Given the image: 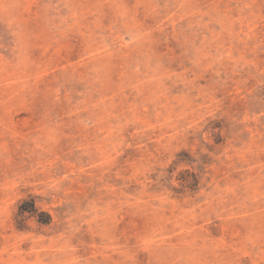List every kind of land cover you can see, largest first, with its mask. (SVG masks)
<instances>
[{
	"label": "rangeland",
	"instance_id": "1",
	"mask_svg": "<svg viewBox=\"0 0 264 264\" xmlns=\"http://www.w3.org/2000/svg\"><path fill=\"white\" fill-rule=\"evenodd\" d=\"M0 264H264V0H0Z\"/></svg>",
	"mask_w": 264,
	"mask_h": 264
},
{
	"label": "trees",
	"instance_id": "2",
	"mask_svg": "<svg viewBox=\"0 0 264 264\" xmlns=\"http://www.w3.org/2000/svg\"><path fill=\"white\" fill-rule=\"evenodd\" d=\"M25 211L30 212L31 214L37 216L38 221L42 223H47L50 220V215L44 211H38L35 207L34 201L30 199L28 202H23L19 207V212L23 213Z\"/></svg>",
	"mask_w": 264,
	"mask_h": 264
}]
</instances>
